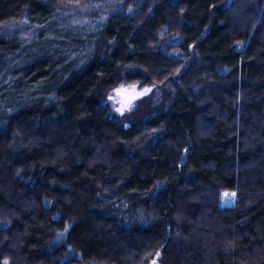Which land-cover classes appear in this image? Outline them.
I'll use <instances>...</instances> for the list:
<instances>
[{
  "label": "trees",
  "instance_id": "1",
  "mask_svg": "<svg viewBox=\"0 0 264 264\" xmlns=\"http://www.w3.org/2000/svg\"><path fill=\"white\" fill-rule=\"evenodd\" d=\"M69 1L0 0L44 26L0 33V264H264V0ZM122 82L175 95L129 125Z\"/></svg>",
  "mask_w": 264,
  "mask_h": 264
},
{
  "label": "rangeland",
  "instance_id": "2",
  "mask_svg": "<svg viewBox=\"0 0 264 264\" xmlns=\"http://www.w3.org/2000/svg\"><path fill=\"white\" fill-rule=\"evenodd\" d=\"M126 0H83L64 2L63 12L59 16V22L76 25L99 24L107 16L123 11ZM44 26L32 24L26 20L14 19L4 24L0 28V33H11L17 31L26 39L32 38ZM118 89L121 91L119 94ZM150 89L144 95H137ZM175 95V89L171 85L142 86L139 82H122L121 84L106 90L103 96V102L108 106L112 116L121 117L127 124H136L141 122L144 117L152 110L158 109L169 102ZM136 96L135 99H131ZM131 99L130 107H126ZM123 109V112L117 111ZM234 191V190H233ZM236 193V191H235ZM237 196V193H236ZM157 264V263H152Z\"/></svg>",
  "mask_w": 264,
  "mask_h": 264
},
{
  "label": "snow or ice",
  "instance_id": "3",
  "mask_svg": "<svg viewBox=\"0 0 264 264\" xmlns=\"http://www.w3.org/2000/svg\"><path fill=\"white\" fill-rule=\"evenodd\" d=\"M121 91H126V90H123V89H118L117 92L118 94L121 92ZM150 91V89H145L144 92L142 93H139L137 95H144L146 92ZM136 96H133L131 99H135ZM131 99L128 101V104L126 105V107H130V104H131ZM117 111H121L123 112V109H117ZM236 194L235 193H228V192H225L223 193V196L225 198H229V197H234ZM5 264H7V262H5Z\"/></svg>",
  "mask_w": 264,
  "mask_h": 264
},
{
  "label": "built area",
  "instance_id": "4",
  "mask_svg": "<svg viewBox=\"0 0 264 264\" xmlns=\"http://www.w3.org/2000/svg\"><path fill=\"white\" fill-rule=\"evenodd\" d=\"M228 193H235L233 190H226ZM224 192V193H225ZM236 194V193H235ZM221 201L223 205H234L236 202V195L234 197L225 198L222 194Z\"/></svg>",
  "mask_w": 264,
  "mask_h": 264
},
{
  "label": "water",
  "instance_id": "5",
  "mask_svg": "<svg viewBox=\"0 0 264 264\" xmlns=\"http://www.w3.org/2000/svg\"><path fill=\"white\" fill-rule=\"evenodd\" d=\"M158 259V256L156 257L155 261ZM155 261L153 263H155Z\"/></svg>",
  "mask_w": 264,
  "mask_h": 264
}]
</instances>
